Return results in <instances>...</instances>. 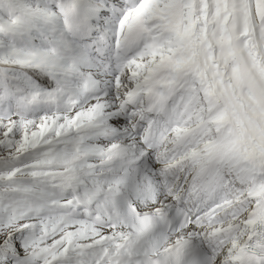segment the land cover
Returning a JSON list of instances; mask_svg holds the SVG:
<instances>
[{
	"label": "snow or ice",
	"instance_id": "obj_1",
	"mask_svg": "<svg viewBox=\"0 0 264 264\" xmlns=\"http://www.w3.org/2000/svg\"><path fill=\"white\" fill-rule=\"evenodd\" d=\"M0 264H264V0H0Z\"/></svg>",
	"mask_w": 264,
	"mask_h": 264
}]
</instances>
